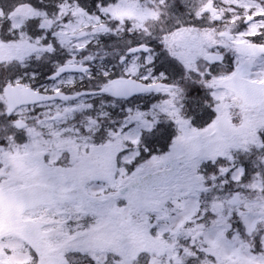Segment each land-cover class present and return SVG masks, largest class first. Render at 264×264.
I'll return each instance as SVG.
<instances>
[{"label": "snow or ice", "instance_id": "1", "mask_svg": "<svg viewBox=\"0 0 264 264\" xmlns=\"http://www.w3.org/2000/svg\"><path fill=\"white\" fill-rule=\"evenodd\" d=\"M0 264H264V0H0Z\"/></svg>", "mask_w": 264, "mask_h": 264}]
</instances>
